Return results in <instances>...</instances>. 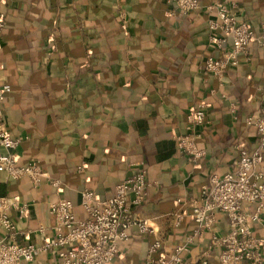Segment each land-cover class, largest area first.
<instances>
[{
  "label": "crops",
  "instance_id": "1",
  "mask_svg": "<svg viewBox=\"0 0 264 264\" xmlns=\"http://www.w3.org/2000/svg\"><path fill=\"white\" fill-rule=\"evenodd\" d=\"M219 1L202 0L206 6ZM232 1L241 20L254 27L264 23V0ZM168 3L6 0L0 79L11 92L4 102L5 127L11 136L24 138L16 150L18 163L37 160L50 180L60 182L58 190L49 180L33 188L27 178L10 181L0 174V195L28 205L24 218L10 213L18 243H40V226L43 237L52 238L50 203L70 200L82 220V190L107 199L118 183L143 168L149 188L134 213L157 231L131 230L113 262L141 264L155 239L168 250L190 234L188 218L174 225L172 214L180 210L175 199H197L210 176L232 170L238 147L254 145L256 131L245 119L262 107L264 49L252 44L249 59L227 70L219 87L202 69L205 58L218 55L208 45L207 22L213 14L180 17ZM200 101L207 105V123L194 144L205 155L193 163L179 153L174 138L185 133L186 114ZM216 232H227L221 215ZM256 234L263 238L264 253V232ZM209 244L210 234H205L186 259L200 258ZM218 253L210 250L212 264H218ZM22 264L60 262L49 252Z\"/></svg>",
  "mask_w": 264,
  "mask_h": 264
},
{
  "label": "built area",
  "instance_id": "2",
  "mask_svg": "<svg viewBox=\"0 0 264 264\" xmlns=\"http://www.w3.org/2000/svg\"><path fill=\"white\" fill-rule=\"evenodd\" d=\"M182 15L203 11L213 14L207 22L208 45L218 52L205 58L204 72L223 86L225 72L238 65L239 60L249 59L248 49L252 44L264 49V24L256 33L238 16L239 9L232 0H222L202 6L199 0H171ZM6 0H0V41L5 27ZM123 17V14H122ZM11 92L8 84L0 79V174L7 180L27 178L33 188L49 180L58 190L60 182L50 180L44 174L37 160L18 163L16 150L24 138L11 136L5 127L4 102ZM215 90L209 92L215 95ZM225 98L224 96H222ZM262 107L258 114L245 119V125L256 131L252 148L238 147V155L230 172L212 175L208 184L200 187L199 197L194 200L176 198L180 210L172 214L174 225L186 218L192 223L190 234L171 249H164L155 239L148 247L141 264H212L209 261L211 249H218V264H264L263 238L256 232H264V88L261 90ZM207 105L198 102L186 114L185 133L174 138L179 153L196 163L205 152L199 150L194 139L207 123ZM228 109L235 113V105L229 102ZM83 166L77 168L81 171ZM149 184L141 168L129 178L118 183L113 194L104 200L96 198L90 190L79 194L80 207L86 217L77 219L73 203L60 199L48 206L53 217V236L44 238V227L36 233L40 243H18L19 232L11 220L10 213L19 218L27 214L28 205L15 197L0 195V264H22L32 262L36 256L55 252L60 264H113L120 252V244L129 240V232L154 234L157 229L148 220L139 218L134 210L145 202ZM221 215L227 222V232L218 235L217 218ZM210 234V244L202 256L187 260L194 242Z\"/></svg>",
  "mask_w": 264,
  "mask_h": 264
},
{
  "label": "trees",
  "instance_id": "3",
  "mask_svg": "<svg viewBox=\"0 0 264 264\" xmlns=\"http://www.w3.org/2000/svg\"><path fill=\"white\" fill-rule=\"evenodd\" d=\"M199 2L201 3V5L202 6H206V5H204L203 4V2H202V0H199ZM220 2V1H219ZM215 3H217V2H215ZM215 3H211V4H215ZM168 4H172L171 6H173V8H174V14L175 15H177V16H180V17H186V16H188V15H190V14H188V15H182L181 13H179L177 10H176V7H175V5H174V3L171 1V0H169V3ZM211 4H208V5H211ZM244 21V20H243ZM256 33H258V31H259V28H260V25L261 24H264V23H260V25H259V27L258 26H255L254 27V25H252L250 22H247V21H245ZM5 28H6V20H5V27H4V30H5ZM258 28V29H257ZM4 30H3V32H4ZM209 34V33H208ZM248 54H249V51H248ZM203 64V63H202ZM229 70V69H228ZM264 88V87H263ZM233 116H235L236 117V114H234Z\"/></svg>",
  "mask_w": 264,
  "mask_h": 264
}]
</instances>
